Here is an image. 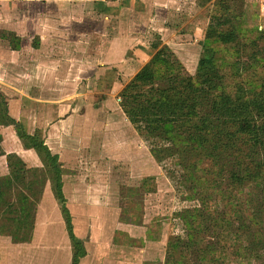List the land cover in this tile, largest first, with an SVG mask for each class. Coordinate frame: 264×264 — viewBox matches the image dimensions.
I'll return each instance as SVG.
<instances>
[{
	"label": "rangeland",
	"instance_id": "374dc122",
	"mask_svg": "<svg viewBox=\"0 0 264 264\" xmlns=\"http://www.w3.org/2000/svg\"><path fill=\"white\" fill-rule=\"evenodd\" d=\"M134 1L0 0L1 59L7 58L9 45L19 48L16 64L6 73L20 78L22 87L25 81L43 88H37L31 98L60 106L52 114L39 111V104L32 106V121L42 117L43 124H49L57 116H66L69 107L65 105L72 99L80 107L93 101L100 105L105 97L83 94L98 86L102 75L97 78L94 73L102 58H119L121 53L128 57L133 47L160 41H165L181 73L194 75L204 47L209 46L216 47L221 73L231 87L235 81L245 83L248 78L256 82L264 77V0L228 2L231 25L238 31V53L236 47L204 40L214 13L213 0ZM35 58L48 60L47 64L39 66ZM92 58L94 62L89 64L87 60ZM26 74L30 76L26 78ZM52 86L63 93L56 94ZM11 97L15 96L6 98ZM116 100L108 103L106 111L110 112H101L102 118L95 108L94 128H82L75 138L64 139L65 132L71 133L68 123L66 130L53 136L57 142L64 139L69 143L64 144L67 149L59 163L65 205L74 234L86 251L79 264H171V259L177 264H264L261 187L245 182L233 188L229 176L237 165L231 155L222 154L221 170L207 166L210 174L205 173L190 193L189 180L184 185L178 182L181 172L176 160L164 156L158 164L150 154L149 142L135 133L122 111L115 110L120 103ZM27 102L25 96L18 97L21 111L30 107ZM14 106L12 103L11 109ZM31 114L23 111L20 115L26 131ZM0 145V178L13 170L16 160L12 155L29 169L21 177L22 183L12 185L9 201L15 204L23 189L35 203L32 230L25 227L18 235L0 231V264H72L73 247L61 206L50 182H44L48 175L42 164L31 167L35 164L17 154L15 142L9 139L4 142L1 138ZM248 153L251 159V149ZM252 154L260 158L263 149L254 147ZM35 168L38 170H31ZM191 219L194 228L189 229ZM174 245H178L176 250Z\"/></svg>",
	"mask_w": 264,
	"mask_h": 264
},
{
	"label": "trees",
	"instance_id": "16d2710c",
	"mask_svg": "<svg viewBox=\"0 0 264 264\" xmlns=\"http://www.w3.org/2000/svg\"><path fill=\"white\" fill-rule=\"evenodd\" d=\"M228 2L213 0L214 13L210 16L204 40L215 46L236 47L238 53V31L231 25ZM160 45V42L152 44L154 54L118 95L123 114L136 133L146 143L149 142L153 159L159 164L164 156L173 157L181 172L179 184L190 181L192 185L188 191L193 193L198 180L205 173L210 174L209 168L221 170L219 156L228 154L237 165L229 176L230 185L236 188L249 182L259 185L264 191V77L256 82L248 78L245 83L235 81L231 87L221 73L216 47L209 46L204 47L205 52L197 62L194 75L181 73L178 61L173 58L169 48ZM13 47L18 48V45L13 44ZM0 126H12L22 146L34 150L39 157L48 175L44 182H50L53 196L61 206L67 235L73 247L72 264H78L86 251L74 234L72 216L65 205L63 169L58 156L50 152L39 133H27L20 121L9 116L6 99L1 94ZM257 146L263 149L260 158L252 154ZM250 149L251 159L248 153ZM11 158L16 160L12 163L13 170L9 176L0 178V218L4 222L0 225V231L18 235L25 227L26 231L29 227L33 229L35 203L23 189L18 191L15 204L9 201L12 185L22 183L21 177L29 170L16 155ZM36 169L31 170L35 172ZM201 187L207 186L201 184ZM262 206L264 209V204ZM192 220L189 229L194 228ZM177 248L178 245H174L173 249ZM170 263L177 264V261L171 259Z\"/></svg>",
	"mask_w": 264,
	"mask_h": 264
},
{
	"label": "crops",
	"instance_id": "0c3cea01",
	"mask_svg": "<svg viewBox=\"0 0 264 264\" xmlns=\"http://www.w3.org/2000/svg\"><path fill=\"white\" fill-rule=\"evenodd\" d=\"M134 2L138 4V1L135 0ZM160 42L162 44L165 43V41H163L164 43L162 41ZM111 43H113L114 46H118L119 48L126 47V45H123L121 42L111 41ZM144 46H145L144 48L137 47V49L133 47V49L129 51L128 57H126L125 53L124 54L121 53V56L119 58L116 56L114 58H111V57L102 58V60L99 63L101 67L99 66V68L95 69V73H94L97 78L100 75H102L101 79L97 81L98 86L96 88L93 87V90L85 91L83 95L84 96L87 95L88 97H95L96 95L100 94L101 96L105 97V100H103L104 102H102L100 105L99 104L96 105L94 101L87 102L88 104L86 106L80 107L79 105L74 104L73 103L74 99H72L70 100L71 104L65 105L67 108L69 107V111L67 112L66 116H61V117L57 116L55 119L50 121L49 124H43L42 117L40 118L41 120L35 119V121H32L31 112L35 111L32 108V106L35 107L37 104H39L37 105L39 106V111H45V114H47L48 111L51 112L52 114V111H56L57 109L60 108V106H55L54 102L49 103V101H46V100L38 101V99L31 98V95H35L36 90L38 88L36 84H33L31 82V78L28 79L31 83H26L24 81L23 83L24 87H22L20 78L11 76L10 73L8 72L6 73L7 68L10 70L13 64H16V61H17L16 56L19 53V50H18L19 48H14L12 45H9L6 48L7 58H4L2 60L0 57V94L3 95L4 97L5 96L6 97L15 96V97H11L13 99H9L5 97L7 106H8L9 116L19 121L21 118L20 115L23 113V111H26V112L29 111L31 116L29 117L26 116V118L28 117V119H27V122H25L26 127H27L26 128L27 133L33 135L34 133L40 134L41 132L42 135L40 134V136H41L42 141L48 147V149L50 150L52 154L59 156V162H60L61 157H63L62 152L67 149L64 147V144H69V143H64V139L75 138L76 131L82 130V128L83 130L85 129L90 130L91 128H94V124H95L96 117H97L96 110L100 112L99 115L101 114V112L105 113L108 103H111L112 99L116 100V98H118V95L120 91L122 90L123 86L140 70V68L145 63L149 61V59L151 58L149 49H152V44H148V45L146 44ZM152 50L155 52L154 49ZM33 61H35L34 62L35 64L38 63V65L40 66L41 63H44L46 65L47 64L46 62L48 60H39L35 58ZM87 61L89 64L94 62L93 58L92 60L88 59ZM92 66H96V65L93 64ZM29 76L30 75L26 74V78ZM88 78L91 79V76L89 75ZM52 82H54V79L52 80ZM52 88H55V86L54 87L52 86ZM38 89L41 90L43 88L40 87ZM54 90L56 91V94L57 92L60 94L63 93L62 89L55 88ZM22 96H25L28 99L27 103L30 105V107L21 111V108H20L21 106L18 103V97H22ZM116 101H120V99L118 98ZM12 103H15L14 110L11 109ZM117 105L118 107L115 110L122 111L119 106V103ZM107 112H110V110L106 111V113ZM33 115H36V114H33ZM100 116L102 118L103 114H101ZM35 117H38V116L36 115ZM104 120H106V117H104ZM54 121H56V123H54ZM68 123L71 126V133H68L70 135H67V133L65 132V135H64L65 137L63 139V142L61 141L57 142L56 140H54L53 136L57 135L58 130L59 131H62L63 129L66 130ZM38 130L40 132H37ZM0 135H1V138L4 139V142H6L7 139H9L13 143L15 142V147H17V150L15 152L19 154L20 156H24L23 159L27 161L28 164L30 165L35 164L31 167L39 166V164L41 166L42 163L39 157L37 156V154L35 153V151L31 149H25L21 145L12 126H0ZM69 149L73 150L72 147H70ZM61 168H63V166H61ZM79 263H80V260H79Z\"/></svg>",
	"mask_w": 264,
	"mask_h": 264
},
{
	"label": "built area",
	"instance_id": "2783aa9c",
	"mask_svg": "<svg viewBox=\"0 0 264 264\" xmlns=\"http://www.w3.org/2000/svg\"><path fill=\"white\" fill-rule=\"evenodd\" d=\"M262 10H264V6H262Z\"/></svg>",
	"mask_w": 264,
	"mask_h": 264
}]
</instances>
